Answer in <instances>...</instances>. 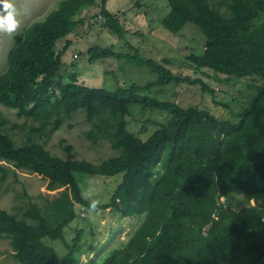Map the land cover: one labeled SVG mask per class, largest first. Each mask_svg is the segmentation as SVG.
<instances>
[{
  "label": "trees",
  "instance_id": "obj_1",
  "mask_svg": "<svg viewBox=\"0 0 264 264\" xmlns=\"http://www.w3.org/2000/svg\"><path fill=\"white\" fill-rule=\"evenodd\" d=\"M98 1L61 0L43 19L13 34L8 65L0 74V104L38 124L17 142L0 115V185L16 176V169L47 180L44 202L30 199L21 215L0 203V238L9 239L13 259L18 264L78 263L85 229L78 228L71 242L64 231L77 217L71 201L88 206L74 175L80 171L123 173L100 209L143 218L122 245L88 264H264V226L239 222L227 204L232 196L264 202V0H167L180 29L191 25L205 37L201 52L183 56L190 67L207 75L205 69L213 71L219 82L251 80L253 93L231 118L159 98L169 85L215 91L203 78L175 71L171 59L142 55L129 43L132 52L94 43L81 56L91 63L124 58L154 73L153 81L114 89L79 82L74 63L63 59L71 42L59 44L87 22L83 14ZM107 2L100 0L97 19L124 38L127 29ZM64 70L69 71L66 80ZM104 72L109 73L106 67ZM134 105L167 112L168 118L143 138L130 128ZM78 110L91 125L85 131L91 143L107 141L117 154L95 163L65 159L46 147L49 135ZM60 144L73 148L65 138ZM49 239L62 240L63 256Z\"/></svg>",
  "mask_w": 264,
  "mask_h": 264
},
{
  "label": "rangeland",
  "instance_id": "obj_2",
  "mask_svg": "<svg viewBox=\"0 0 264 264\" xmlns=\"http://www.w3.org/2000/svg\"><path fill=\"white\" fill-rule=\"evenodd\" d=\"M61 0H12L17 10L19 26L22 31L32 22L43 19ZM100 0L87 10L83 17L87 22L78 27L75 32L60 40L59 48L66 41L71 45L63 56L65 63H74L78 80L88 86L114 89L118 85H129L133 82L145 84L153 81L156 75L145 67L129 64L124 58H109L104 61L91 63L82 53L94 43L112 46L118 52H132L129 44L140 49L142 55L161 60L163 57L171 59L172 68L177 72L203 78L214 89L215 93L204 92L198 85L182 84L169 85L157 94L161 99H175L182 104H196L200 108L208 109L218 117H233L247 103L253 93L251 80L242 78L236 82H219L214 78L213 71L205 69L207 74L196 71L183 60V56L190 51L201 52L204 46V35L199 29L187 25L180 29L171 15L167 0H108L107 7L119 15L127 29L124 38L111 33L102 26L97 16ZM14 32V33H15ZM0 32V74L7 68L8 53L12 48L13 34ZM129 43V44H128ZM183 61H182V60ZM182 64V66H178ZM105 67L109 71L106 74ZM68 69V67L66 68ZM69 71L62 72L63 79H67ZM223 77V76H222ZM256 88V87H255ZM0 115L7 119L6 128L11 136L21 142L29 126L37 122L21 116L16 109L0 104ZM167 112L143 109L133 106V116L130 128L147 138L156 128L157 123L165 122ZM91 127L86 121L85 112L78 110L71 117L66 118L60 128L52 132L46 142V147L56 155L65 159L84 158L98 163L102 159L117 154L107 141L92 144L85 136V131ZM65 138L66 143L73 146L71 150L61 147L60 141ZM80 182L82 190L91 189L93 198L103 203L109 201L112 193L123 180V173L113 176L89 175L80 171L74 172ZM47 180L36 173L25 169H16V176L9 178L0 185V203L10 212L21 215L24 205L31 199L42 204V194L47 192ZM225 201V198H222ZM227 202V201H226ZM77 217L65 228L66 239L71 242L76 236L78 228H84L82 235L80 259L77 264H88L93 260L102 261L110 250L122 245L129 234L136 229L142 217L123 216L110 208L101 209L100 215L90 219L88 206L71 201ZM237 220L247 226H264V202L256 205L253 201L246 202L244 198L232 196L227 202ZM59 256H63L66 247L62 240H48ZM0 260L5 264H18L12 257L9 239L0 238Z\"/></svg>",
  "mask_w": 264,
  "mask_h": 264
},
{
  "label": "clouds",
  "instance_id": "obj_3",
  "mask_svg": "<svg viewBox=\"0 0 264 264\" xmlns=\"http://www.w3.org/2000/svg\"><path fill=\"white\" fill-rule=\"evenodd\" d=\"M18 26L17 10L12 0H0V32L11 34L17 30ZM82 196L88 201L89 218L94 219L95 216L100 215L102 201L93 198L91 189L82 190Z\"/></svg>",
  "mask_w": 264,
  "mask_h": 264
},
{
  "label": "built area",
  "instance_id": "obj_4",
  "mask_svg": "<svg viewBox=\"0 0 264 264\" xmlns=\"http://www.w3.org/2000/svg\"><path fill=\"white\" fill-rule=\"evenodd\" d=\"M99 17H101V16H99ZM213 217L217 218V215H216V213H214V214H213Z\"/></svg>",
  "mask_w": 264,
  "mask_h": 264
},
{
  "label": "water",
  "instance_id": "obj_5",
  "mask_svg": "<svg viewBox=\"0 0 264 264\" xmlns=\"http://www.w3.org/2000/svg\"><path fill=\"white\" fill-rule=\"evenodd\" d=\"M254 202V200H252Z\"/></svg>",
  "mask_w": 264,
  "mask_h": 264
}]
</instances>
